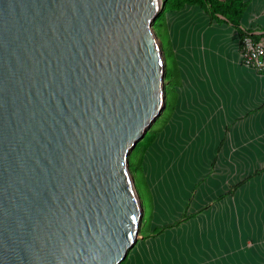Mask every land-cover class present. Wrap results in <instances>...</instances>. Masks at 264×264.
<instances>
[{"label":"water","instance_id":"water-1","mask_svg":"<svg viewBox=\"0 0 264 264\" xmlns=\"http://www.w3.org/2000/svg\"><path fill=\"white\" fill-rule=\"evenodd\" d=\"M164 0H0V264H120L128 157L164 109Z\"/></svg>","mask_w":264,"mask_h":264},{"label":"crops","instance_id":"crops-1","mask_svg":"<svg viewBox=\"0 0 264 264\" xmlns=\"http://www.w3.org/2000/svg\"><path fill=\"white\" fill-rule=\"evenodd\" d=\"M238 27L264 40V0H247ZM164 28L178 85L140 181L148 231L189 218L125 264H264V66H242L237 31L198 7L166 13Z\"/></svg>","mask_w":264,"mask_h":264},{"label":"trees","instance_id":"trees-1","mask_svg":"<svg viewBox=\"0 0 264 264\" xmlns=\"http://www.w3.org/2000/svg\"><path fill=\"white\" fill-rule=\"evenodd\" d=\"M186 6H195L202 10L210 20L221 24L225 23L230 25L237 31L238 34V55H239V41L244 35L250 36L253 40H256V37L250 33L251 30H241L239 29V20L244 13V10L247 6V0H164L163 9L161 13L155 19L152 29L156 34L155 23L158 22V28L164 24V15L168 12L178 11ZM157 35V34H156ZM161 45V42H160ZM165 68H164V109L151 125L148 131L145 133L143 138L135 145L128 157V169L134 180V176L137 175L141 179V158L144 151L147 147L154 141L157 132L162 129L164 124L168 121L173 107H174V87L178 85V78L176 73V66L171 55L170 48L167 49L161 46ZM170 51V53H169ZM240 61V60H239ZM241 64V63H240ZM167 90L170 94L173 95V102L169 104L167 101ZM169 104V105H168ZM168 109V110H167ZM167 110V112H166ZM166 112V113H165ZM257 173V172H256ZM237 186V185H236ZM236 186L232 187L233 190ZM139 200L140 197L138 196ZM142 208V219L140 223V228L138 235L141 237V240L148 238H155L160 235L164 230L177 227L180 223L187 220L189 217L182 215L177 221L154 228L151 231H148L149 221H150V204H148V213H145V207L141 201ZM127 255L125 259L120 264H125Z\"/></svg>","mask_w":264,"mask_h":264},{"label":"built area","instance_id":"built-area-1","mask_svg":"<svg viewBox=\"0 0 264 264\" xmlns=\"http://www.w3.org/2000/svg\"><path fill=\"white\" fill-rule=\"evenodd\" d=\"M264 40L244 35L239 41V60L242 66L260 72L264 66Z\"/></svg>","mask_w":264,"mask_h":264},{"label":"rangeland","instance_id":"rangeland-1","mask_svg":"<svg viewBox=\"0 0 264 264\" xmlns=\"http://www.w3.org/2000/svg\"><path fill=\"white\" fill-rule=\"evenodd\" d=\"M162 1V0H161ZM155 29H156V34H155V32H154V30L152 29V32L154 33V35H155V37H156V39L159 41V44H160V42H161V46H163V48H166L167 49V47H168V49L170 48L169 47V40H168V37H167V32H166V29L164 28V24H162V26L160 27V28H158V22H156L155 23ZM169 53H170V51H169ZM167 101L169 102V104L170 103H172L173 102V95L172 94H170L169 92H168V90H167ZM168 104V105H169ZM168 110V109H167ZM167 110H166V112H167ZM165 112V113H166ZM129 174H130V172H129ZM130 176H131V174H130ZM132 177V176H131ZM133 182H134V187H135V190H136V192H137V195L140 197V199L142 200V202H143V205H144V207H145V213L147 214L148 213V204H147V202L145 201V196H144V194L142 193V191H143V187L141 186V181H140V178H138L137 177V175L136 176H134V180H133ZM140 236L139 235H137V239H136V242H135V244L132 246V248L127 252V256L130 254V252L135 248V246L138 244V242L140 241Z\"/></svg>","mask_w":264,"mask_h":264},{"label":"bare ground","instance_id":"bare-ground-1","mask_svg":"<svg viewBox=\"0 0 264 264\" xmlns=\"http://www.w3.org/2000/svg\"><path fill=\"white\" fill-rule=\"evenodd\" d=\"M159 1V0H158Z\"/></svg>","mask_w":264,"mask_h":264}]
</instances>
